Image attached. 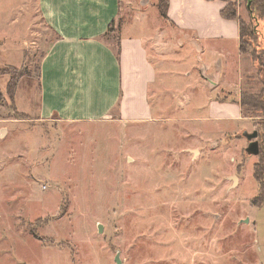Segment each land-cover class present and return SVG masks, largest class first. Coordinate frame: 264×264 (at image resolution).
Segmentation results:
<instances>
[{"label":"rangeland","instance_id":"1","mask_svg":"<svg viewBox=\"0 0 264 264\" xmlns=\"http://www.w3.org/2000/svg\"><path fill=\"white\" fill-rule=\"evenodd\" d=\"M142 1L153 25L159 0ZM229 1L255 25L247 0ZM56 38L38 0H0V264H116L118 253L123 264H264V205L251 203L263 114L219 123L199 94L185 103L178 52L167 64L173 72L159 80L173 94L156 96L153 120L124 122L114 111L106 121L73 124L42 119L35 107L25 114L3 72L25 70L22 86L36 90ZM109 39L116 47L117 34ZM188 58L190 66L196 57ZM254 79L243 90L261 91L264 78Z\"/></svg>","mask_w":264,"mask_h":264},{"label":"crops","instance_id":"2","mask_svg":"<svg viewBox=\"0 0 264 264\" xmlns=\"http://www.w3.org/2000/svg\"><path fill=\"white\" fill-rule=\"evenodd\" d=\"M38 2L42 19L57 38L41 62L36 90L22 86L26 77L19 83L15 102L17 109L22 104L23 113L35 107L42 119L92 124L118 111L121 121L148 122L155 119L156 96L173 94L167 82H159L161 74L170 75L173 68L168 70L167 64L181 57L187 72L185 103L195 102L199 94L212 120L244 118L241 93L259 69L241 53L240 21L221 15L226 2L169 0L168 20L159 15L153 25L142 0L137 10L131 0ZM146 20L147 30L142 29ZM114 34L116 47L109 39ZM176 52L179 58L172 59ZM189 55L196 57L190 66ZM191 72L198 76L192 78ZM163 89L169 93L157 92Z\"/></svg>","mask_w":264,"mask_h":264},{"label":"trees","instance_id":"3","mask_svg":"<svg viewBox=\"0 0 264 264\" xmlns=\"http://www.w3.org/2000/svg\"><path fill=\"white\" fill-rule=\"evenodd\" d=\"M213 1V0H209ZM227 3V6L222 10L221 15L227 20H239L241 26V53L248 55L252 58L253 62L258 65L259 73L258 78L263 82L264 78V47L255 45L257 42H264V30L257 29L258 24L262 21L264 24V0H247L249 5V16L251 21L255 23L247 24L238 14L236 5L232 4L229 0H222ZM251 5V6H250ZM252 5H254L252 7ZM168 8L169 0H159L158 9L160 15L165 20H168ZM259 13V16H258ZM261 27V26H260ZM264 28V26H263ZM114 30V22L111 24L110 31ZM109 31V32H110ZM120 51L119 46L117 47ZM8 70V71H7ZM3 73L11 76L10 81L7 84V92L10 100L16 106V93L20 81L27 76L25 70L17 69L16 67H8ZM2 73V74H3ZM1 75V72H0ZM264 85V82H263ZM239 105L242 109L244 118L252 119L255 116L254 110L260 111L264 118V87L257 93H250L247 90H243L241 93ZM17 107V106H16ZM258 154L260 161L254 166V179L259 185V194L252 200V205L255 207H262L264 205V132L260 135L258 132ZM260 140V142L258 141ZM44 241V240H43Z\"/></svg>","mask_w":264,"mask_h":264},{"label":"water","instance_id":"4","mask_svg":"<svg viewBox=\"0 0 264 264\" xmlns=\"http://www.w3.org/2000/svg\"><path fill=\"white\" fill-rule=\"evenodd\" d=\"M257 137H258V134H257V132H256V134H255V138L257 139ZM253 150H254V154L257 155V154H258V143H257V141H255V145H254ZM236 181H237V179L234 177V182L236 183ZM99 232L102 233V227H101V225L99 226ZM115 263H116V264H123V261L121 260V255H120V253H118V254L116 255Z\"/></svg>","mask_w":264,"mask_h":264}]
</instances>
